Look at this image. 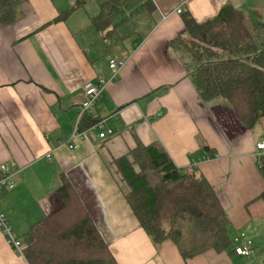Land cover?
<instances>
[{
  "label": "crops",
  "instance_id": "0c3cea01",
  "mask_svg": "<svg viewBox=\"0 0 264 264\" xmlns=\"http://www.w3.org/2000/svg\"><path fill=\"white\" fill-rule=\"evenodd\" d=\"M100 2L88 0L54 22L74 0H26L16 22L0 26V166L14 182L0 191V210L9 226L21 237L57 208L64 176L117 264H264V249L251 247L264 233L263 158L256 148L264 141V117L249 130L222 101L204 103L169 47L184 35V14L202 22L225 5L258 29L264 0H150L153 9L126 12L107 36L90 22ZM112 58L125 62L114 79ZM99 78L109 82L89 115L112 133L100 138L87 128L73 137L83 84ZM153 142L178 169L212 185L228 217L230 250L184 260L172 242L154 247L140 228L111 163ZM242 243H249V256L234 252ZM0 264H28L1 231Z\"/></svg>",
  "mask_w": 264,
  "mask_h": 264
},
{
  "label": "trees",
  "instance_id": "16d2710c",
  "mask_svg": "<svg viewBox=\"0 0 264 264\" xmlns=\"http://www.w3.org/2000/svg\"><path fill=\"white\" fill-rule=\"evenodd\" d=\"M87 1L74 0L54 22ZM24 3L0 0V26L14 24ZM134 9L149 11L153 5L150 0H102L91 26L107 36ZM183 25L184 35L172 39L169 47L183 60L199 98L204 103L222 101L246 129H253L264 117V23L250 29L235 8L225 5L202 22L186 13ZM100 120L84 115L77 131L92 128ZM111 164L125 188L130 210L154 247L170 241L184 260L209 250H230L229 221L216 191L193 170L178 169L159 142L138 143ZM56 194L60 205L18 237L26 262L117 264L64 176Z\"/></svg>",
  "mask_w": 264,
  "mask_h": 264
},
{
  "label": "built area",
  "instance_id": "2783aa9c",
  "mask_svg": "<svg viewBox=\"0 0 264 264\" xmlns=\"http://www.w3.org/2000/svg\"><path fill=\"white\" fill-rule=\"evenodd\" d=\"M177 13H181V9L177 10ZM125 62L117 59H110L108 62L109 68L113 71L112 79H114L117 73L124 67ZM108 80L103 78H99L96 83H92L90 81H86L83 84V98L82 102L79 107V112L76 121V130L74 131L73 137H79L83 135V133L77 132V125L84 115H89L91 109L94 107L96 102L99 99L101 91L106 87L108 84ZM91 129L98 131V136L100 138H105L107 135H110L112 132L111 130L107 129L104 123V120H100L95 126ZM69 149H74L75 147L72 144L67 145ZM257 150L261 151L260 154L262 156V162L259 164L260 168L264 169V141L257 143L256 145ZM217 155L214 156H205L194 163V166L201 162H206L211 159H216ZM14 187V182L12 180V175L8 172L7 165L3 164L0 166V191L2 190H10ZM0 231L4 236L6 243L14 250V252L23 257L22 248H21V241L13 232L12 228L9 226L7 218L0 210ZM241 238V237H240ZM239 237L235 239V241H239ZM249 243H242L240 246L235 248V253L241 256H249L251 254V249L249 248Z\"/></svg>",
  "mask_w": 264,
  "mask_h": 264
},
{
  "label": "rangeland",
  "instance_id": "374dc122",
  "mask_svg": "<svg viewBox=\"0 0 264 264\" xmlns=\"http://www.w3.org/2000/svg\"><path fill=\"white\" fill-rule=\"evenodd\" d=\"M101 0H93V3H96V2H100ZM251 247L257 251L261 248L264 249V233L263 235H260L259 238L257 240H253V242L251 243Z\"/></svg>",
  "mask_w": 264,
  "mask_h": 264
}]
</instances>
